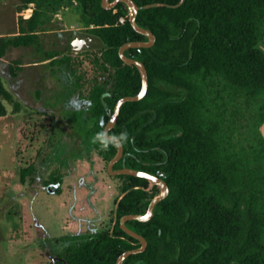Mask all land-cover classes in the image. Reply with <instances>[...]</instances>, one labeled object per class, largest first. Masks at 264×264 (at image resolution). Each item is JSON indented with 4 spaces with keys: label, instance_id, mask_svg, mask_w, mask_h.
Segmentation results:
<instances>
[{
    "label": "trees",
    "instance_id": "trees-1",
    "mask_svg": "<svg viewBox=\"0 0 264 264\" xmlns=\"http://www.w3.org/2000/svg\"><path fill=\"white\" fill-rule=\"evenodd\" d=\"M19 1L20 10L35 4L33 14L19 20L18 35L0 37V60L10 48L38 44L52 8L71 4L80 23L91 27L95 44L86 51L95 52L96 74L88 95L93 120L89 135L108 164L118 147L113 141L104 146V127L117 102L142 88L139 69L125 63L119 49L146 38L131 25L124 2L107 10L102 0ZM133 1L139 7L167 6L142 8L137 15L138 24L151 30L156 42L125 54L145 64L149 89L142 100L123 105L110 131L114 136L128 134L124 155L114 169L159 176L170 194L156 206L150 221L126 223L146 238L148 247L123 264H264V169L253 170L247 163L239 167L235 156L222 147L219 123L208 122L198 82L222 77L264 106V53L255 48L264 41V0H184L181 5V0ZM80 53L61 55L56 61L74 71L81 63ZM13 65L15 70L21 67L19 61ZM0 97L12 101L1 79ZM5 114L0 101V117ZM260 138L264 159V137ZM32 170H22V182ZM116 177L122 184L112 212L113 229L61 237L66 246L57 264H116L122 253L141 246L121 228L120 219L146 214L161 190L145 178ZM55 181L62 185L61 177ZM242 184L248 189L245 198Z\"/></svg>",
    "mask_w": 264,
    "mask_h": 264
},
{
    "label": "rangeland",
    "instance_id": "rangeland-1",
    "mask_svg": "<svg viewBox=\"0 0 264 264\" xmlns=\"http://www.w3.org/2000/svg\"><path fill=\"white\" fill-rule=\"evenodd\" d=\"M20 7L19 0H0V37L18 35L19 20L30 18L35 4ZM94 53H80L74 71L48 65L39 44L10 48L0 60V79L12 95V101L0 97L6 110L0 117V264H52L66 246L61 237L115 225L122 180L109 174L89 135ZM13 61L21 67L15 70ZM198 82L222 147L239 167L264 169L263 104L222 77ZM26 168L33 170L22 182ZM247 191L242 184V198Z\"/></svg>",
    "mask_w": 264,
    "mask_h": 264
},
{
    "label": "water",
    "instance_id": "water-1",
    "mask_svg": "<svg viewBox=\"0 0 264 264\" xmlns=\"http://www.w3.org/2000/svg\"><path fill=\"white\" fill-rule=\"evenodd\" d=\"M120 2H124L127 5L128 10H129V20H130L131 25L135 29V31L138 32L139 34H142L146 38H148L149 41L127 42V43L123 44L119 49V55H120L121 59L125 63L130 64V65H135L139 69L140 74H141V78H142V88L137 95L125 96L117 102L109 121L106 123V125L104 127L105 139L115 142V144L118 147L117 154L108 163L107 170H108L109 174H111L113 176L128 175V176H134V177H138V178H145V179L149 180L152 184L158 186L161 190V193H160V195L155 197L150 202L146 214H144V215L129 214V215L123 216L120 219L121 228L124 231H126L130 236L139 240L141 246L139 248L128 250V251H125L124 253H122L119 256V258L117 259L116 264H123L127 258H129L132 255L144 252L148 247V241L146 240V238L144 236L138 234L137 232L131 230L130 228H128L126 223L128 221H131V220H138L141 222L150 221L154 216L156 206L161 201L166 199L170 193L169 185L167 184V182H165L159 176H156L154 174H151V173L143 171V170H137V169H132V168L114 169V166L121 160V158L124 155V145H123V143H121L116 138L117 136L110 135V131L116 126L123 105L127 102H135V101L142 100L147 95V92L149 89V76H148V71H147L145 64L143 62L137 60V59L130 58L125 54V52L127 50L132 49V48H150V47L154 46V44L156 42L155 34L152 31L141 27L138 24L137 15H138L140 9H142V8L167 6V4L154 3V4L146 5L143 7H139L133 0H114L113 2H111V0H102V7L104 9L111 10V9L115 8ZM183 2H184V0H181V2L178 5H181ZM177 6H174V7H177ZM76 43H80L81 48L84 45L89 46L88 38L87 39L86 38L85 39L77 38L76 40H74L73 44L75 45ZM255 48L261 50L264 53V41L258 42L255 45ZM261 133H262V136L264 137V124L261 127ZM122 197L123 196H121L120 199ZM57 260H60V258L53 259V264H56Z\"/></svg>",
    "mask_w": 264,
    "mask_h": 264
},
{
    "label": "flooded vegetation",
    "instance_id": "flooded-vegetation-1",
    "mask_svg": "<svg viewBox=\"0 0 264 264\" xmlns=\"http://www.w3.org/2000/svg\"><path fill=\"white\" fill-rule=\"evenodd\" d=\"M113 1L114 0H111V2ZM74 11L71 4L64 5L57 9L52 8L46 18L48 24L39 32L38 44L40 45L42 57L50 66H61L56 61L61 55L71 56V52H85L87 49H91L95 44V39L89 32L91 27L82 25ZM77 38H88L89 46L84 45L81 48L80 43L74 45L73 42ZM146 41H149V39L146 38ZM57 258L61 260L60 256ZM60 260H57L56 264Z\"/></svg>",
    "mask_w": 264,
    "mask_h": 264
},
{
    "label": "clouds",
    "instance_id": "clouds-1",
    "mask_svg": "<svg viewBox=\"0 0 264 264\" xmlns=\"http://www.w3.org/2000/svg\"><path fill=\"white\" fill-rule=\"evenodd\" d=\"M121 143H123L125 140L128 139V134L126 131H122L121 133L118 134L116 137ZM111 143V140H105L104 141V146L107 147V144Z\"/></svg>",
    "mask_w": 264,
    "mask_h": 264
}]
</instances>
